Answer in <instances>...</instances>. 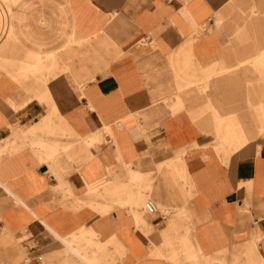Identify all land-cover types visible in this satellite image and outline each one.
<instances>
[{"label": "crops", "instance_id": "crops-1", "mask_svg": "<svg viewBox=\"0 0 264 264\" xmlns=\"http://www.w3.org/2000/svg\"><path fill=\"white\" fill-rule=\"evenodd\" d=\"M262 44L264 0H0V264H264V144L237 145L252 86L227 71Z\"/></svg>", "mask_w": 264, "mask_h": 264}, {"label": "rangeland", "instance_id": "rangeland-1", "mask_svg": "<svg viewBox=\"0 0 264 264\" xmlns=\"http://www.w3.org/2000/svg\"><path fill=\"white\" fill-rule=\"evenodd\" d=\"M215 20V19H214ZM234 21V19L230 20L228 22V24H231ZM215 24V22H214ZM217 34H219L223 39H225V45L224 48L228 49L230 47H234V50H237L238 45L236 44V42L234 41V35L233 33H231L228 30L225 29H221V31H219ZM58 44V42L56 41L55 43H53V47H55ZM262 47L263 44H262ZM241 62V60H240ZM37 71V70H36ZM228 72H230V74L232 73H239L240 75H242L243 73H247L246 71L249 72V81H244L246 82L244 85H246V88H243L242 90L245 92V96L249 94V97L251 99V101L254 103V117L253 120L251 121V127H254V133H255V138L251 137H239L236 140L237 145L239 144V146H244L241 147L242 149L246 150L247 149V145H253V139L255 140V147L256 150L258 148V143H262L264 144V127H262V124L264 126V53H260V55L258 57H256L254 60L252 61H248V62H244V63H239V68H229L227 70ZM226 71V72H227ZM225 71L223 72H216V73H212V74H208V77L206 80H199V81H195L193 82L191 85L194 87L195 90H198L200 92V94L202 96H209L212 92H213V88H214V79L216 78H220L221 76H224ZM245 75V74H243ZM68 77H70L68 75ZM246 77V75H245ZM71 78V77H70ZM68 78V82H73L72 79ZM248 84L250 86H252V88L249 90V93L247 94V86ZM240 90V91H242ZM78 92H80L78 89L76 90ZM246 97H245V102L243 104V106H240L241 108H243L242 111H240L241 113H248L250 112V105H248L246 103ZM225 123L227 122H223V126L225 125ZM229 123V127L226 128L224 126V131L226 129H231V122ZM247 122H239V132L241 133L242 131V126L244 125V127H246ZM246 133V132H245ZM220 131H218V138L217 141L220 142L223 145V148H226V145L228 144V139H226V137H222L220 138L219 136ZM239 147V148H240ZM240 148V150H242ZM230 150V149H228ZM230 156H234L236 154H233V152H229ZM239 157L240 160H247L250 159L249 154L247 153H239ZM153 216V214H152Z\"/></svg>", "mask_w": 264, "mask_h": 264}, {"label": "bare ground", "instance_id": "bare-ground-1", "mask_svg": "<svg viewBox=\"0 0 264 264\" xmlns=\"http://www.w3.org/2000/svg\"><path fill=\"white\" fill-rule=\"evenodd\" d=\"M152 203L155 205V207L157 208L158 212H160L159 207L157 206V204L155 203V201L152 200V199L148 200V203H147L148 210H149L150 212H152V209H151V207H150V204H152ZM152 213H153V212H152Z\"/></svg>", "mask_w": 264, "mask_h": 264}, {"label": "built area", "instance_id": "built-area-1", "mask_svg": "<svg viewBox=\"0 0 264 264\" xmlns=\"http://www.w3.org/2000/svg\"><path fill=\"white\" fill-rule=\"evenodd\" d=\"M150 207H151L153 213L157 212V208L155 207V205L153 203L150 204Z\"/></svg>", "mask_w": 264, "mask_h": 264}]
</instances>
